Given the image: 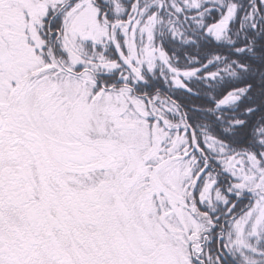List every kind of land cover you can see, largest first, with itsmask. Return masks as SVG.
<instances>
[{
    "label": "snow or ice",
    "instance_id": "snow-or-ice-1",
    "mask_svg": "<svg viewBox=\"0 0 264 264\" xmlns=\"http://www.w3.org/2000/svg\"><path fill=\"white\" fill-rule=\"evenodd\" d=\"M0 264H264V0H0Z\"/></svg>",
    "mask_w": 264,
    "mask_h": 264
},
{
    "label": "trees",
    "instance_id": "trees-1",
    "mask_svg": "<svg viewBox=\"0 0 264 264\" xmlns=\"http://www.w3.org/2000/svg\"><path fill=\"white\" fill-rule=\"evenodd\" d=\"M218 18H219V12H216L214 14V16H209L207 18V22L212 23V22H214L215 19H218ZM212 47H216L215 42H213V44L208 45V48H212ZM208 48H206L205 51H207ZM225 48H226V46H225ZM225 48H220L218 50H225ZM176 50L179 51L180 49L177 48ZM197 51H198V49H196V48L191 49V52L193 54H195V52H197ZM203 55H204V53H201V57H203ZM180 62H181V64H184L185 61H184V59H181ZM220 67H221V70H222L223 65H221ZM210 71H217V69L215 67H211L210 66ZM205 75H207V74L205 73ZM158 86L161 88V91H162V93L165 96L172 95L173 98H177V99H180V100H185L186 99V97L183 96L179 91H175L174 89H169L168 85L163 82L162 78H160V80L158 81ZM218 91H219V85H216L214 88L209 89L208 92L203 93L202 94V98L197 99L195 101V103L197 105L204 104L205 106H207L205 104V101L212 99V97L215 96ZM248 203H249V199H245L242 203H240L239 204V208L237 209V214L239 213V211L241 209H246V207L248 206ZM216 247H218V244L216 245Z\"/></svg>",
    "mask_w": 264,
    "mask_h": 264
},
{
    "label": "bare ground",
    "instance_id": "bare-ground-1",
    "mask_svg": "<svg viewBox=\"0 0 264 264\" xmlns=\"http://www.w3.org/2000/svg\"><path fill=\"white\" fill-rule=\"evenodd\" d=\"M247 208V207H246Z\"/></svg>",
    "mask_w": 264,
    "mask_h": 264
},
{
    "label": "rangeland",
    "instance_id": "rangeland-1",
    "mask_svg": "<svg viewBox=\"0 0 264 264\" xmlns=\"http://www.w3.org/2000/svg\"><path fill=\"white\" fill-rule=\"evenodd\" d=\"M254 202V201H253Z\"/></svg>",
    "mask_w": 264,
    "mask_h": 264
}]
</instances>
